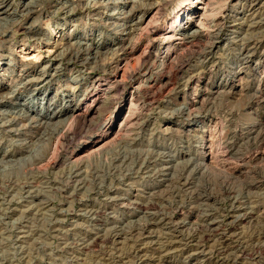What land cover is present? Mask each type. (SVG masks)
Wrapping results in <instances>:
<instances>
[{
	"label": "rangeland",
	"instance_id": "374dc122",
	"mask_svg": "<svg viewBox=\"0 0 264 264\" xmlns=\"http://www.w3.org/2000/svg\"><path fill=\"white\" fill-rule=\"evenodd\" d=\"M0 7V264H140L129 257L132 244L151 240L128 233L155 221L152 237L164 235V216L184 232L222 224L233 254L190 261L171 253L163 264H264V244L240 252L235 242L264 228V0H0ZM179 13L194 18L169 29ZM102 88L110 94L97 123L59 125L56 151L44 159L47 126L20 103L66 113ZM111 126L120 131L101 152L66 160ZM208 132L215 155L234 144L222 166L240 173L200 165L196 150ZM146 200L156 208L137 207ZM114 230L124 233L117 251L85 248Z\"/></svg>",
	"mask_w": 264,
	"mask_h": 264
},
{
	"label": "bare ground",
	"instance_id": "6f19581e",
	"mask_svg": "<svg viewBox=\"0 0 264 264\" xmlns=\"http://www.w3.org/2000/svg\"><path fill=\"white\" fill-rule=\"evenodd\" d=\"M33 1V0H32ZM31 3V2H30ZM4 4V3H3ZM9 3H7L8 5ZM6 5V4H5ZM7 5L5 7H7ZM32 6V5H31ZM3 7V6H2ZM2 7H0V10H2ZM10 7V6H9ZM8 7V9H9ZM27 8V7H26ZM4 11V10H3ZM2 11V12H3ZM13 12V11H12ZM205 12L206 10L204 9L202 15L199 18H196L193 22L196 23V25H198V23H201V21L204 22V16H205ZM183 17L186 20V22H190V19L194 18V16H186L185 13H183ZM9 16V15H8ZM182 17V13L177 14L176 19L173 20L171 26L169 27V29H171V27H174L176 25V21L180 20ZM192 23V25L194 24ZM206 23V22H205ZM203 24V23H201ZM200 28V27H199ZM193 30V29H192ZM173 32V31H172ZM210 46L213 45L214 43L211 42L209 43ZM96 49V48H95ZM209 51V50H208ZM210 52V51H209ZM164 57V56H163ZM73 59V58H72ZM165 64V63H164ZM162 66V65H161ZM119 69L121 70V68L119 67ZM115 72V70H114ZM117 74V73H116ZM120 77V76H119ZM115 79V78H114ZM93 82V80H92ZM110 83V82H109ZM108 83V84H109ZM110 90V88H109ZM108 88H102V89H91L93 95L90 96L89 100H84L85 102L83 104H79V105H75L73 107H71L70 109H68V111H66V113H56L55 112H50L45 109H43V107H41L40 111H38V113L35 112V107L34 104L32 102H22L20 103L19 107L22 111H26V115L29 114H33L32 116V120L33 123L36 124H42L43 126L46 125L47 126V134L44 135L46 137H43L42 135H40L41 138H39L41 143H44L46 146V154H44L42 157H44V159L49 160V156L50 154H52L54 151H56V147L57 144L59 142V134H58V130L56 131V129L58 128L59 125H61V128L63 126H67L70 123L79 120L80 124L84 126H86L87 128H91V125L94 124L95 122L97 123V121H95L94 118H96L94 115L97 112V109L99 108V106L101 105V99H103L105 96L108 97L110 92H109ZM91 93V92H90ZM264 97V96H263ZM262 98V96H261ZM53 99V98H52ZM108 99V98H107ZM219 99V98H218ZM79 103V102H78ZM82 103V102H81ZM18 106V105H17ZM22 106V107H21ZM50 108V107H49ZM19 109V108H18ZM122 109V108H121ZM129 109V107H128ZM14 110V109H12ZM49 110V109H48ZM99 110V109H98ZM18 111V110H17ZM20 111V110H19ZM65 111V110H64ZM120 111V110H119ZM118 113H121L122 111H120ZM9 112V111H8ZM15 112V111H14ZM31 112V113H30ZM128 112V110L126 111V113ZM16 113V112H15ZM123 113V112H122ZM21 114V113H20ZM125 114V113H124ZM14 115V114H13ZM12 115V116H13ZM4 116V115H3ZM21 117V116H20ZM60 117H64L61 118ZM28 118V117H27ZM2 120V118H0ZM123 119V118H122ZM0 120V127L1 126H5V124L3 123V121ZM11 121V120H10ZM13 121V120H12ZM95 121V122H94ZM122 121V120H121ZM124 122L123 124H127L128 120L126 121L125 118L123 119ZM121 122V123H122ZM8 123V122H7ZM6 123V125H7ZM79 123V122H78ZM100 123V122H99ZM130 123V122H129ZM10 124V123H8ZM113 124V123H111ZM121 125V124H120ZM119 125V126H120ZM74 126V125H73ZM93 126V125H92ZM118 126V125H117ZM118 126V128H120ZM125 126V125H124ZM124 126L122 125V127L124 128ZM64 129V128H63ZM60 130V128H59ZM68 130V129H67ZM114 127H110L109 129H106L105 131H102L101 133H99L98 135H96L95 137H92L89 141L85 142L84 145L81 146H77L76 148L72 149L71 152L68 154V156L66 155V160L67 161H78L81 160L83 157L92 154V153H96V152H101L102 149L106 148L107 145L111 142V140H113L112 134H114ZM125 130V129H124ZM250 130L249 128H246V131ZM70 131V130H69ZM118 131H120V129H118ZM116 130V132H118ZM244 131V132H246ZM71 132V131H70ZM69 133V132H68ZM76 133V131H75ZM234 133V132H233ZM237 133V132H236ZM240 134H243L242 129L239 130ZM249 133V132H248ZM58 134V135H57ZM117 134V133H116ZM115 134V135H116ZM19 135V134H18ZM233 135V134H232ZM236 135V134H234ZM244 135V134H243ZM68 136V135H67ZM75 136V135H74ZM73 136V137H74ZM114 136V135H113ZM238 136V135H237ZM253 136V135H252ZM115 137V136H114ZM255 137V136H254ZM43 138H45V140H43ZM248 139V138H247ZM211 137L210 134L208 132L207 138L203 137L202 142L198 145L197 150H196V155L197 158L199 160V163H201L200 165H203V167L207 168L208 166L215 167L218 172H226L229 175H235L236 173H240V170H236L232 169L230 167H228V164H225L226 169L222 166L224 165L223 157L226 153H233V148H234V144L230 145V147H228L226 150H219L220 152H218V154L216 153V155L214 154L213 150H212V141H211ZM237 140V139H236ZM242 140V139H241ZM44 141V142H43ZM237 142V141H236ZM233 143V142H232ZM222 145V144H221ZM236 146V145H235ZM255 147V146H254ZM220 148V147H219ZM9 151V150H8ZM222 151V153H221ZM236 151V150H235ZM14 151L12 150V152H6V154H9V156L12 155ZM16 152V151H15ZM54 154V153H53ZM5 155L4 153L2 154ZM8 156V157H9ZM222 156V158L220 157ZM230 156V155H228ZM262 156V155H260ZM41 157V158H42ZM231 157V156H230ZM51 158V157H50ZM220 158L222 159V161L220 160ZM252 158H259L258 154H255L254 156H252ZM11 159V158H10ZM227 160V158L225 159ZM6 161V160H5ZM221 161V162H220ZM228 161V160H227ZM197 162V160H196ZM215 162V164H214ZM40 163V161H39ZM46 163V162H45ZM213 164V165H210ZM243 163V162H242ZM42 164V163H41ZM244 164V163H243ZM219 165V166H218ZM221 165V166H220ZM231 166V165H230ZM73 169V168H72ZM212 169V168H211ZM215 169V170H216ZM220 170V171H219ZM209 171V170H208ZM220 174V173H219ZM225 174V173H224ZM227 174V176H228ZM231 175V176H232ZM226 192L230 193L231 190L230 188H227L225 190ZM150 196V195H149ZM153 196V193H152ZM150 196V197H152ZM157 196V195H156ZM149 197V198H150ZM201 198V197H200ZM153 199V198H152ZM202 200V199H201ZM137 201V200H136ZM152 201V200H151ZM142 202V201H141ZM153 202V201H152ZM151 202H149L150 204ZM156 203V202H155ZM140 203H136L138 208H143V210L145 208H156V205L151 203V205L147 204V200L145 202V204H140ZM135 208V207H134ZM98 210V209H97ZM95 210V211H97ZM100 210V209H99ZM147 212V211H146ZM149 212V211H148ZM162 212V211H161ZM97 213V212H96ZM100 213V211L98 212V214ZM155 213V212H153ZM146 214V213H145ZM152 214V213H151ZM148 215V214H147ZM150 215V214H149ZM164 215V214H163ZM95 216V215H93ZM152 220L155 219V215H151ZM98 217V216H97ZM150 218V217H149ZM162 219V221H160V225L165 226V229L167 231L163 233H161V236H153V232L151 231V226H155L157 223L154 221H152V223H146V224H142L143 226L141 228H139L138 230H134L130 233H128L129 237L128 240L132 239L133 240L136 238L138 239L140 237V241H143L144 239H150L151 240V246L149 247H144L143 244L140 245H135L132 244V249L130 251L129 257H135L139 260L140 264H151L152 262H156L157 264H163L164 261L167 262V260H169V255L171 253H183V254H187L189 260H196L198 259L199 256H202L203 258L205 257V259H208L207 255H209L210 253H215L216 255H221L224 256V258L228 259L230 258V255H232L233 251H229L228 248H230L229 243L225 242L223 239L221 240V232H220V228L221 225L213 222V221H205L201 224H199L198 226H196V228L193 231L190 232H184L183 229L181 228L184 224L180 223V222H175L174 220H172L171 218H167V217H162L160 218ZM236 219V218H235ZM244 219V218H243ZM97 220V219H96ZM148 220V219H147ZM150 220V219H149ZM150 221V222H151ZM216 221V220H215ZM222 221V220H221ZM146 222V221H145ZM144 222V223H145ZM234 222V221H233ZM139 224V223H138ZM237 224V223H236ZM262 224V223H260ZM138 227V226H137ZM122 228V227H121ZM160 228V227H159ZM151 229V230H150ZM185 230V229H184ZM152 232V233H151ZM224 232V231H223ZM261 232V231H260ZM112 233V232H111ZM242 233V232H241ZM124 233H122L119 230H114L113 234L108 236H103V235H94L92 237H90V239L88 241H86L85 244V248H96L97 246L102 245V243L107 244V246H110L111 249L116 250L120 248V246L117 247V244L120 243L121 239L123 240L124 238ZM126 234V233H125ZM240 234V233H239ZM250 235V233H248ZM253 234V233H252ZM235 235V234H234ZM233 235V236H234ZM241 235V234H240ZM255 235V234H254ZM127 236V235H126ZM245 236V235H244ZM244 236H239V235H235V242H237V247L240 249V252L245 251L246 249H251L254 247L259 246L260 244H264V228L263 231L258 234L257 236H252V237H244ZM248 236V235H247ZM88 237V236H87ZM126 238V237H125ZM87 239V238H86ZM127 239V238H126ZM84 240V239H83ZM132 240V241H133ZM149 240V241H150ZM215 240V243L217 242L216 245H214L212 248H210V243ZM134 242V241H133ZM144 242V241H143ZM146 242V241H145ZM193 243V247H190V243ZM81 243V242H80ZM79 243V244H80ZM140 243V242H139ZM142 243V242H141ZM148 242H146L147 245ZM83 244V245H84ZM145 245V246H146ZM80 248H82V246H80ZM105 249V248H102ZM109 249V248H108ZM110 249V250H111ZM231 249V248H230ZM238 249V251H239ZM92 250V249H91ZM111 250V251H112ZM104 251V250H103ZM121 251V250H120ZM151 251L154 255H148V252ZM105 252V251H104ZM107 252V251H106ZM110 253V251H108ZM232 254H231V253ZM100 253V252H99ZM108 253V255H109ZM114 251L111 253L113 254ZM126 253V252H125ZM103 254V253H101ZM176 254V255H177ZM100 255V254H99ZM120 255V254H119ZM122 255H124L122 253ZM180 255V254H179ZM236 255V254H235ZM239 255V254H238ZM113 256V255H110ZM118 256V255H116ZM234 256V255H233ZM108 257V256H107ZM106 257V258H107ZM172 257V256H171ZM187 257V256H186ZM105 258V259H106ZM238 258V256H234L232 259V261L234 262L236 259ZM230 259V260H231ZM108 260V259H107ZM112 260V258H111ZM119 260V259H118ZM127 260V259H126ZM123 261V260H122ZM130 261V260H129ZM135 261V260H134ZM197 261V260H196ZM109 262V261H108ZM128 262V261H127ZM171 262V261H169ZM173 262V261H172ZM201 262V261H200ZM132 263H133V259H132ZM136 263V262H135ZM155 263V264H156ZM113 264V262H112ZM131 264V263H130ZM183 264V263H182ZM192 264V263H191Z\"/></svg>",
	"mask_w": 264,
	"mask_h": 264
}]
</instances>
